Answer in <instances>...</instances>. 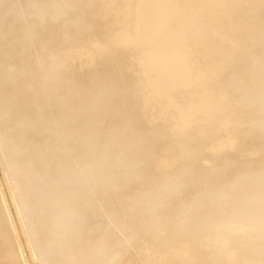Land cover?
Here are the masks:
<instances>
[{
	"label": "rangeland",
	"instance_id": "rangeland-1",
	"mask_svg": "<svg viewBox=\"0 0 264 264\" xmlns=\"http://www.w3.org/2000/svg\"><path fill=\"white\" fill-rule=\"evenodd\" d=\"M119 1L121 0H110V6H115L112 12L117 11L116 8L118 9ZM247 2L250 6L246 11L240 13V16H242L244 20V29L246 30L244 35H238L240 41L237 46V48H240L241 45V48H244L247 44H251L247 50V56L243 60L237 59L228 64L225 73L222 75L223 78L221 82L211 87L209 91L213 96H218L224 91L231 95L227 99L228 101H223L224 108L217 115L210 118L206 116L202 117L198 113L196 116L195 112H193V104L197 101L196 93H192L191 90H179L175 91L174 94H167L174 98L176 104H179L187 117L196 118L197 122L200 123L203 128L209 125L217 127L221 122L228 121V130H217L209 134L203 132L200 138L198 135L199 132L194 131L193 126L184 125L181 132L173 133L177 130V126L176 128H173V126L180 125L182 121L177 116L167 115L170 111V107H167L162 100H157L156 102L151 100L148 103L146 102L144 109H140L142 99H144L143 97L150 94L149 89L143 86V84L154 77L156 70L154 67H150L149 71H147V73L149 72L148 74L141 71V63L144 61L145 49L148 47H144L141 50L131 47L127 49L126 52H123L122 54L125 55L124 60L120 61L114 66V69H110L107 73L110 77L118 76L120 81H118L115 86H108L107 83L101 81L91 87L89 97H82L80 99V103H78L79 110L77 112L79 115L78 121L82 123V121L89 116L95 115L98 117L92 121L93 130L91 129L88 134V136H91L86 142H81L80 147H88V149L94 148L95 152L98 153L97 159L103 156L104 160L108 162L107 164L110 163L109 165L113 166L114 181L109 178L111 185L116 184V181L121 184L125 182L127 178H130V183L133 182L129 184L130 186L109 189V191L107 189V192H104L103 190H99V187L108 186L109 183L105 185L104 182H101L103 185H99V182L95 184L93 189L92 183H88L85 177H89L90 171H92V174L96 172L94 169L98 166L95 164L86 171L84 170V175L80 177L74 167L72 168V166L66 164H60L53 170L48 169L45 171L44 169L40 171L35 167V169L31 171L27 169V160L33 161L30 160V153L35 152L41 147L42 151H45L47 154L44 156L46 165L52 157L59 154V146H55L53 143L50 144V146L49 144L46 145V140L50 133L49 130L42 129V127L36 128L39 122L37 121L36 115L34 118H28V120H31L28 124L22 122L11 131L10 136L14 137V139H24V141L15 144L16 152L24 157L17 161V168H13L9 163V156L12 155L4 154L0 147V181H3V185H0V190L5 193L7 199L9 197L8 204L11 206L10 211H14L13 218L17 221L16 224L20 233L19 238L25 242V252L28 256L27 263L25 260L21 259L22 263L69 264L70 260L79 254V256H81L79 264H120V260L122 258L124 259V257L127 258V256L130 258L125 264H178L180 260H182V248H184V246H182V242H180L179 245V238L175 236L173 231L180 230L184 233V231L188 229L186 226L191 223L186 220L185 217L177 215L178 212L174 215L179 218L182 217V219L180 218L181 220L179 218L176 219L175 216V219L172 220L155 219L159 212L163 215L165 209L162 210L161 208L163 204H151L148 200L150 201L151 198L157 196L160 198H166L168 196L174 197L175 200L177 199L176 204H180L182 208L185 207V212L189 213L191 209L197 210L195 212L196 218L207 213L205 208H202L205 207V204L201 203L199 206L193 204V206H191L190 202H188L185 206H182V199L186 198V196L182 195L183 193L181 192H175L173 190L174 188L169 192L160 190L156 193L157 188L155 186L153 187V185L151 186L152 189H150L149 186L137 184L141 179L140 177L142 176L143 178V173L147 172L151 174L157 171V169L152 168L154 162L157 161V159L164 158L166 160L176 161H174V165L168 170H164L166 175L182 172H193L199 175H205L209 173L208 171L212 166L215 167L216 164H219L217 162H221L220 164L222 165L220 166V170L223 174L234 171L235 174L239 175L245 174L251 166L259 162V164L263 166H260L257 171L261 173H259L260 175H264L262 171L264 170V51L262 53H258L257 51L262 48L264 49V34L259 35L260 32L264 31V0H247ZM41 7H45L46 10L48 9L50 16H57V27L55 31L63 34L56 44H54L56 41L52 39L50 44H54V49L59 45L63 46L69 42L80 43L89 38L101 40L106 38L105 33L99 27L100 22L102 23L104 20L94 15L95 10H102V6L97 0H0V9H3L5 13L4 16H0V47H5V49H7L2 53V55L6 56L3 57V61L9 57L10 48L18 45V40L21 39L20 37L25 36L22 34L25 32V28H27L30 15ZM256 16L261 17V20L259 18L257 22H251V19H254ZM204 20L205 18H202V21ZM229 24H226L222 28L220 27L217 33L223 32L225 35L232 34L234 26L233 24ZM117 28H119V24L113 25L109 32L115 33ZM12 29H14V31L10 34ZM17 29H23V31L21 33L18 31L16 32ZM2 31L7 34H3ZM212 34L213 32L211 31L210 33L209 30L207 32V37L213 38V41H215V37L218 36H211ZM181 35H177V38H191L190 34L185 37ZM223 43V48H225V40ZM33 44L34 43H30V49L34 50L37 48V53L35 51V56L33 55L32 65L21 62V67H25L29 70L30 66H36L37 69H40L43 65L42 63L47 62L50 64V73L53 75L57 69L56 60L53 59V50H40L36 47L37 45L35 46V44ZM186 57V60L184 59L186 64H191V62L194 63L197 59L196 53L191 52ZM129 60L134 62L129 69H126V64ZM206 62L207 59L202 58L198 60L197 64L202 66L205 65ZM224 64V61L222 64L220 63V68L223 67ZM244 64L253 65L258 67V69L241 71ZM10 66L11 65L8 63L5 70H10ZM24 71H26V69ZM52 79L51 83H53L55 89L53 88L50 93L47 91V93L50 94L48 98H59L62 101L66 93L70 90L68 89V83L57 84L55 81H52ZM42 83L43 82H41V84ZM193 85V89L198 87L196 83ZM117 88L133 91L128 99L122 98L118 100L117 107L120 108V105H123L125 100L135 105L133 110L130 111L129 116L132 119L136 118L138 123L116 128L113 134L109 136L110 132L112 133V126L118 118V113L114 111L111 114H105L102 119L100 116L101 114L103 115L105 98ZM19 89L20 90L15 91V94L11 96L9 101L11 102V104L9 103L11 110L9 109V113H6L0 118V121L4 122L6 125L3 128L7 130L14 124V108L17 109L21 105L25 93L28 91L26 84H23ZM249 98L253 102L254 108H246V103H248L247 100ZM29 108H31V105ZM62 112H64L63 103L59 105V108L56 107L55 111H49L47 117L49 115L51 116V113H54V115H56L55 117H58ZM28 115L29 114H27V116ZM230 115H234V117ZM228 116H230V118ZM245 117L246 119H244ZM165 118L170 121L167 120V123L164 122ZM229 119L231 121H229ZM231 122L233 123L231 124ZM60 123L59 121L58 124L61 125ZM63 131H69V127H66ZM184 131H188V134L186 132L184 133ZM97 132L101 133L100 136L96 135ZM194 132L198 138H196ZM179 133L180 135H178ZM236 133L240 136L235 140L236 147H239V150L236 148L230 149L227 154L209 151L211 145L228 137H232ZM158 143H161L165 150L162 151ZM171 145L175 146L171 149ZM195 145H198V147ZM167 146L173 152L172 154L169 153L170 150L166 151ZM219 146L224 147V142H221ZM258 146L261 147L258 148ZM193 148H198V155L195 159L190 158L188 155L189 151L193 150ZM180 149H184L183 152L185 156H183V162L181 161L183 157L181 159L179 158ZM253 150H255V154H250ZM7 151L13 152V149L9 147ZM69 155L72 156L71 154ZM65 156H67V154ZM185 159L187 163L184 161ZM116 163H118V165ZM79 164H81V161ZM73 174L76 178L70 180L67 176ZM252 174L251 176L248 175V177L244 175V179L247 177L248 181L253 180L255 182V177H257L256 173L255 176ZM209 175H211V173H209ZM134 177L138 178L136 179ZM18 178L26 179L27 183H31L30 188L34 190V196H31L27 200L25 199L26 191L23 187L17 186ZM133 179L137 181H133ZM208 180V178L204 179V181ZM246 186L247 183L239 182L235 187L243 189ZM95 188L99 190V193L95 192ZM151 191L154 194H152ZM200 193L199 190L194 191V194L197 196L198 194L200 195ZM40 197L41 200L50 197V199H47L48 204L42 211L38 208ZM231 197L230 201L236 199L235 194ZM218 199L225 200L222 196H219ZM173 206L174 204L171 205L167 211ZM86 207H93L88 209V214L91 210H94L96 215L95 218L93 217L91 219L92 216L86 213ZM239 207H241V205ZM0 212L2 213L1 209ZM0 217L3 221V214H0ZM72 218L77 220L74 229H67L66 225L69 223L67 220L70 221ZM2 221H0L1 224H3ZM84 223H87L88 226ZM95 223L99 225H97V227H92L90 225ZM213 229L214 228H210V230ZM217 229L218 230L214 229L211 231L213 234L209 233L208 238L210 244H217V241L222 243V250H219L222 255L220 257H214V255H216L215 251L217 252V250L214 252L212 251L210 254L202 255L204 254L203 250L198 248L199 253L195 251V255L192 256L194 260L193 264H249L250 260H252L250 262L251 264H256L259 260V264H264L262 263L264 262V246H259L258 243H256L264 236V232L256 233V237L250 238L251 241L248 242L249 236L251 237V235H247L248 239L246 238L245 241V238L242 240L234 238L237 231L233 232L232 229H228L226 232H221L219 228ZM231 230L230 237H232V240L225 243H223V240H219V237L227 234ZM261 231L264 230L261 229ZM102 232L107 234L106 238H109L111 243L108 242V244H111V247L107 245L104 248V243L96 249L97 244L93 243V240L99 237ZM253 232L256 231H251L250 233L252 234ZM8 235L9 234H7L6 237H0V242L4 240V244L2 242L3 247L5 243H8V247L13 249L10 250L6 245L4 249H1L2 246H0V258H2V255L4 256L2 253L5 252V255H7V257L9 256V264L10 262L13 263V260L16 261L14 263L17 264V261L19 262L18 253L14 250L13 246H15V244H12L14 242L12 238H9L10 235ZM183 237L185 239L188 238H186V235H183ZM187 240L190 241V239ZM10 242H12V245ZM91 243L94 244L92 251L95 249L99 251L100 249L101 255H92L96 250L94 252H86L89 248L87 244ZM41 244H43L44 248L41 247ZM165 245L167 247H165ZM169 245L173 248L170 249ZM174 245H176L180 251L176 249ZM83 246H87L85 250ZM163 246L164 249L162 248ZM6 249H9V251L7 252ZM11 251H15V255H13L14 253ZM9 252H11V255ZM12 255L18 258V260ZM7 257L5 258L4 256L0 264L8 263ZM10 258L12 260H10Z\"/></svg>",
	"mask_w": 264,
	"mask_h": 264
},
{
	"label": "bare ground",
	"instance_id": "bare-ground-1",
	"mask_svg": "<svg viewBox=\"0 0 264 264\" xmlns=\"http://www.w3.org/2000/svg\"><path fill=\"white\" fill-rule=\"evenodd\" d=\"M97 1L101 4L102 10H95L94 15L104 20L102 23L100 22L99 26L106 35L104 40L89 38L80 43L69 42L63 46L59 45L54 49V44L58 43L63 34L55 31V28L57 27V16H50L48 9L46 10L45 7H41L30 15L27 28H25V32L22 34L25 36L22 37L19 35L21 36V39L18 40V45L10 48V55L4 61L3 57L6 56L2 55V53L7 49H5V47H0V118H2L6 113H9V109L11 110V102L9 101L11 96L15 94V91L20 90L19 88L23 84H26L28 87V91L25 93L21 105L17 109L13 107V126L9 127V130H7L3 128L6 126L5 123L0 121V147L4 154L12 155L9 156L10 165L13 168L18 166L17 161L22 159L24 156L16 152L15 144L24 141V139H14V137L10 136V133L22 122L28 124L31 121L30 119L28 120V118H34L36 115L37 121H39L36 128L42 127V129L49 130L50 134L46 140V145L49 144L50 146V144L53 143L55 146H59V154L52 157L45 165L44 156L47 154L45 151H42L41 147H39V149L35 152L30 153V160L33 161L31 162L27 160L28 168H26L33 171L35 167H37L40 171H43L44 169L47 171L48 169H56L60 164H66L72 166V168L74 167L80 177L84 175V170L86 171L92 167L93 164H95L98 166L94 169L96 172L92 174V171H90L89 177H85V180L88 183H92L93 189L95 184H98L99 182V185H103L101 182H104L105 185L109 183L108 186L99 187V190L107 192V189L109 191V189L130 186L129 184H132L133 182L130 183V178H127L126 181L121 184L116 181V184L111 185L110 179L114 181L113 166H110V163L107 164L108 162L104 160L103 156L102 158L97 159L98 153L95 152L94 148L88 149V147H80L81 142H86V140L91 136H88V134L93 128L92 121L98 118L94 115L85 118L82 123L78 121L79 115L77 112L79 110L78 103H80V99L82 97H89L91 87L101 81L107 83L108 86H115V84L120 81L118 76L110 77L107 73L110 69H114V66H116L120 61L124 60L125 55L122 54L123 52H126L127 49L131 47L140 50L144 47H148L145 49L144 61L141 63V71L147 73L150 67H154L156 70L154 77L143 84V86L149 89L150 94L143 97L144 99H142L140 109H144L146 102L148 103L151 100L155 102L157 100H162L167 107H170V111L167 115L177 116L182 121L180 125L173 126V128H176L177 126V130L174 129L175 132L173 133L181 132L184 125L193 126L194 131L199 132L198 135L200 138L202 137L203 132L209 134L210 132H215L217 130H228V121L221 122L217 127L209 125L206 128H203L200 123L197 122L196 118H194V120L191 117H187V115L183 113L179 104H176L174 98L168 95L172 93L174 94L175 91L179 90H191L192 93H196L197 101L193 104V112H195L196 116L198 113L202 117L206 116L210 118L217 115L224 108L223 101H228L227 99L231 95L224 91L218 96H213L209 93V91L211 87L216 86L221 82V79L223 78L222 75L225 73L228 64L237 59L243 60L247 56L246 53L251 44H247L244 48H241V45L239 44L241 49L237 48V46L240 41L238 35H244L246 30L244 29V20L243 17L240 16V13L246 11L250 5L247 0H121L118 3V9L116 8L117 11L112 12V9H114L115 6H110V0ZM4 15L5 13L3 9H0V16ZM202 18H205V20L202 21ZM259 18L261 20V17L256 16L254 19H251V22L255 23ZM229 23L234 26L232 34L225 35L223 32L217 33L220 30V27L222 28ZM117 24H119L117 31L115 33L109 32L110 28ZM209 30L210 33L211 31L213 32L211 36L215 37V35H217L219 38L215 37V41H213V38L207 37V32ZM13 31L14 29L10 31V34H12ZM17 31L21 33L23 29H17L16 32ZM2 32L3 34H7L6 32L4 33V31ZM263 32L264 31L260 32L259 35L264 34ZM189 34L191 38H177V35L185 37ZM52 39L56 41L53 45L50 44ZM224 40L226 44L225 48H223ZM30 43H34L35 46L37 45L36 47L40 50H53V59L56 60L57 65V69L53 75L50 73V64L47 62L42 63L43 65L40 69H37L36 66H30L29 70L25 67H21V62L32 65L33 55L35 56L37 48L31 50ZM257 51L258 53H262L264 49L262 48ZM190 52L196 53L197 59L194 63L191 62V64H186L184 59L187 58L186 56ZM202 58L207 59V62L205 65L199 66L197 62ZM223 61L225 64L220 68L219 64H222ZM133 62L134 61L129 60L126 64V69H129ZM8 63L11 65V69H7L6 71L5 69L7 68L6 65H8ZM24 68L26 71H24ZM248 69H258V67L250 64H244L241 71ZM51 79L57 84L68 83V89L70 90L66 93L62 101L59 98H48V95H50L48 93H50L53 88L55 89V86L51 83ZM41 82L43 83L41 84ZM193 82L198 86L196 89H193L192 87L194 86ZM47 91L49 92L47 93ZM132 93L133 91H130L129 89L117 88L113 91V93H110L109 96L105 98V107L103 115L101 114L100 116L101 119L104 118L105 114H111L114 111H117L118 113V118L113 124L111 129L112 133L110 132L109 136L113 134L116 128L126 127L133 123H138L136 118L132 119L129 116L130 111L133 110L135 105L125 100L128 99L129 95ZM122 98H125L124 104L120 105V108H118V100ZM247 101L248 103H246V108H254V104L251 99L249 98ZM61 103H63L64 112L58 115V117H55L56 115H54V113H51V116L49 115L47 117L49 111H55L56 107L59 108ZM28 105H31V108H29ZM27 114L29 115L27 116ZM230 116L234 117V115ZM230 116L228 117L230 118ZM244 119H246V117ZM167 120L169 119L165 118L164 122L167 123ZM59 121L61 122L60 124L62 127L58 124ZM229 121L231 120L229 119ZM232 123L233 122H231V124ZM66 127H69V131L65 132L63 130L66 129ZM185 132L188 134V131H184V133ZM100 134L101 133L99 132L96 133L98 136H100ZM178 135H180V133ZM194 135L196 136L195 132ZM239 137L240 136L236 133L232 137L218 141L209 147V151L217 152L219 154H227L230 149L236 148L239 150V147H236L237 145L235 142L236 138L238 139ZM196 138H198V136H196ZM221 142H224V147L219 146ZM160 144L158 146H160L161 150H165L162 144ZM173 146L171 145V149ZM195 146L198 147V145ZM9 147L13 149V152L7 151ZM259 147L261 146H258V148ZM168 148L169 147L167 146L166 151L170 150V148ZM197 150L198 148H193V150L189 151V157L195 159L198 155ZM183 151L184 149H180L179 151L180 159L185 156ZM68 152L72 156H70ZM169 153L172 154L173 152L170 150ZM66 154L67 156H65ZM250 154H255V150H253ZM183 159L184 157L181 161ZM80 161L81 164H79ZM174 161L175 160L171 161L164 158L157 159L152 166V168L157 169V171L154 173L152 172L151 174L145 172L143 173V178L141 174V177L138 176L141 179L137 182V184L149 186L150 189H152L151 186L153 185V187L155 186L157 188L156 193L160 190L169 192L174 188L173 190L175 192H181L183 193L182 195L186 196V198L182 199V206H185L188 202H190L191 206H193V204H195V206H199L201 203L205 204V207L202 208H205L207 213L196 218L195 212L197 210L191 209V212H185V207L182 208L180 204H176L177 199L175 200L174 197L168 196L166 198H160L157 196L151 198L150 201L148 200L151 204H163L161 208L162 210L165 209V215H162L159 212L155 219H178L179 217L174 215L178 212L177 215L185 217L186 220L191 223L186 226L188 229L187 231H184V233L180 230L173 231L175 236L179 238V245L180 242H182V246H184V248H182V260H180L178 264H193L194 260L192 256L195 255V251L196 253H199L198 248L203 250L204 254L202 255H207L212 251L214 252L217 250V252L215 251L216 255H214V257H220L222 254H220L219 250H222V243L217 241L218 239L216 240L217 244L209 243L208 234L214 229L218 230L217 228H219L221 232H226V230L232 229L233 232L237 231L234 238H239L241 240L245 238V241L246 238L248 239L247 235H251V237L249 236L248 242L251 241L250 238L256 237V233L264 232L261 231V229L264 230V175H260L261 173L257 171L261 166L259 162L251 166L248 172L242 175L235 174L234 171L223 174L220 170V166L222 165L220 164L221 162H217L220 165L215 163L217 166L214 164L215 167L212 166L210 168L208 172L211 173V175H209V173H207L208 175H199L193 172L166 175L164 170H168L171 166H173ZM184 161L186 162V159ZM116 164L118 165V163ZM262 171L264 172V170ZM255 173L257 176L255 177V182L253 180L248 181V175L251 176L252 174L255 176ZM244 175H247L245 179ZM67 177H69L70 180H74L76 178L74 174ZM138 177L134 178L137 179ZM206 178L209 180L204 181ZM136 179H133V181ZM2 182L3 181H0V185ZM239 182H245L247 183V186L243 189L235 187ZM17 186L23 187L26 191V200L35 195L34 190L30 188L31 183H27L26 179L18 178ZM99 190L95 188L96 193H99ZM196 190L201 192L200 195L198 194L197 196L194 194V191ZM151 193L154 194L152 191ZM234 194L236 199L230 201V198H232L231 196ZM219 196H222L225 200L218 199ZM48 198L50 199V197ZM8 199L5 193L0 190V209L2 210V213L0 212V214H3V221L0 217V221L3 223L1 224L0 222V229H3L0 230V237H6L7 234L11 236L10 237L8 235L9 238H12L14 243L10 242V244H15L16 249L15 246L13 247L14 250L17 251L16 253H18L19 257L20 263L17 261V264H24L22 263V260H25L27 263L28 256L25 252V242L19 238L20 233L16 224L17 221L13 218L14 211H10L11 206L8 204ZM47 199L41 200V197L39 198L38 208L41 211L48 204ZM173 204L174 206L167 211V209ZM240 205L241 207H239ZM93 207H86V213L88 214V209ZM88 215L92 216L91 219L96 217L94 210H91ZM182 217L180 218L182 219ZM67 221L69 223L66 225V228L74 229V225L77 220L72 218L70 221ZM85 225L88 226L87 223ZM90 225L92 227H97L99 224L95 223ZM210 228L214 229L210 230ZM232 230L228 232L229 234L227 233L219 237V240H223V243L232 240V237H230ZM251 231L256 232L251 234ZM211 234H213V232ZM183 235H186V238L188 237L187 239H190V241L185 239ZM106 236L107 234L102 232L99 237H96L93 240V243L97 244L96 249L104 243V248L107 245L108 247H111V244H108V242H110L109 238H106ZM2 242H0V246H2L1 249H4L6 246L8 247V243H5L6 246L4 245L3 247ZM93 243L87 244L89 245V248L86 252H91L93 250ZM256 243H258L259 246H264V236ZM41 245V247L44 248L43 244ZM175 246L176 245H174V247ZM86 247L87 246H83L84 250ZM165 247L167 246L165 245ZM162 248L164 249V246ZM169 248L172 249L173 247L171 248L170 246ZM175 248L178 249L177 246ZM9 249H6L7 252ZM11 252L15 255V251ZM11 252H9L10 255ZM170 252L173 251L171 250ZM2 254H4L5 258L7 257L5 252ZM101 254L100 249L99 251L96 250L95 253H92V255L95 256H99ZM4 256L2 255V258H0L2 259L0 260L1 262L4 259ZM258 256L261 257L260 255ZM13 257L15 258V256ZM11 258L10 260H12ZM80 258L81 256H79V254L76 255L70 260L69 264H79ZM129 258V256H127V258L124 257V259L122 258L120 260V264H125ZM15 259L18 260V258ZM251 261L252 260H250V262ZM259 261L256 264H259ZM14 262L16 261L13 260V263L10 262V264H15ZM250 262L249 264H251ZM6 264H9V258L8 263Z\"/></svg>",
	"mask_w": 264,
	"mask_h": 264
}]
</instances>
